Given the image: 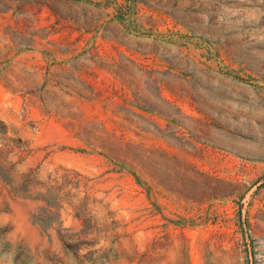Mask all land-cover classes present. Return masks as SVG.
Listing matches in <instances>:
<instances>
[{"label":"rangeland","instance_id":"obj_1","mask_svg":"<svg viewBox=\"0 0 264 264\" xmlns=\"http://www.w3.org/2000/svg\"><path fill=\"white\" fill-rule=\"evenodd\" d=\"M0 160V264H264V0H0Z\"/></svg>","mask_w":264,"mask_h":264},{"label":"trees","instance_id":"obj_2","mask_svg":"<svg viewBox=\"0 0 264 264\" xmlns=\"http://www.w3.org/2000/svg\"><path fill=\"white\" fill-rule=\"evenodd\" d=\"M15 147L17 148V152L20 153V160L29 154L30 149L28 148V144L23 142L20 138L15 139ZM24 154V155H23ZM14 168L15 164L12 163L9 169L4 167L3 161L0 160V179L3 182L14 183ZM61 172H56V176L49 180L48 182H37V168L29 169V171L25 174H22V179L20 182L16 184L17 190L14 193L21 194L24 197H28L31 199H35L39 201L41 204L37 207V211L32 214V218L36 223L45 226L46 228L54 227V225L58 231L59 228V212L57 210V206H59L60 190L66 186H70L76 191H79L81 188L83 189V196L80 199V204L76 210V216L80 217L81 213H84L80 210L83 209L87 205V202L90 197L89 193V178L85 177L81 173L65 169L63 167L59 168ZM61 180V181H60ZM61 182V183H60ZM60 185H55L59 184ZM37 187H40L39 190ZM77 196V195H76ZM79 209V210H78ZM86 220L83 218V221Z\"/></svg>","mask_w":264,"mask_h":264}]
</instances>
